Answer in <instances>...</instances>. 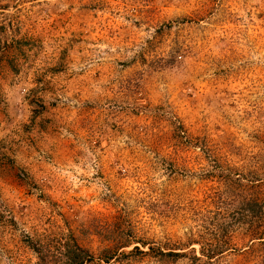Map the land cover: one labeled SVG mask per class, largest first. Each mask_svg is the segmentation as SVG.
Returning <instances> with one entry per match:
<instances>
[{
    "label": "rangeland",
    "instance_id": "obj_1",
    "mask_svg": "<svg viewBox=\"0 0 264 264\" xmlns=\"http://www.w3.org/2000/svg\"><path fill=\"white\" fill-rule=\"evenodd\" d=\"M76 245L264 264V0H0V264Z\"/></svg>",
    "mask_w": 264,
    "mask_h": 264
},
{
    "label": "trees",
    "instance_id": "obj_2",
    "mask_svg": "<svg viewBox=\"0 0 264 264\" xmlns=\"http://www.w3.org/2000/svg\"><path fill=\"white\" fill-rule=\"evenodd\" d=\"M34 252L37 255V263L38 264H47L45 250L42 248H39L38 246H33L32 247ZM63 256L66 258V264H82L86 262V257H87V251L82 249L81 247L77 246L73 249H67L66 251H63ZM69 261V262H67Z\"/></svg>",
    "mask_w": 264,
    "mask_h": 264
}]
</instances>
